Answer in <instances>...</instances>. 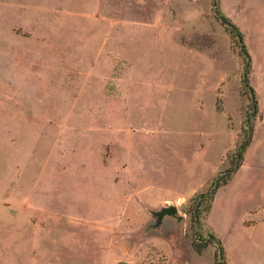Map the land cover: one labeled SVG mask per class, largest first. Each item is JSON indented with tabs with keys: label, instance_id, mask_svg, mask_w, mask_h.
Masks as SVG:
<instances>
[{
	"label": "rangeland",
	"instance_id": "rangeland-1",
	"mask_svg": "<svg viewBox=\"0 0 264 264\" xmlns=\"http://www.w3.org/2000/svg\"><path fill=\"white\" fill-rule=\"evenodd\" d=\"M219 2L248 75L212 0H0V264H264V0Z\"/></svg>",
	"mask_w": 264,
	"mask_h": 264
},
{
	"label": "trees",
	"instance_id": "trees-1",
	"mask_svg": "<svg viewBox=\"0 0 264 264\" xmlns=\"http://www.w3.org/2000/svg\"><path fill=\"white\" fill-rule=\"evenodd\" d=\"M212 4H213V6L216 9L215 13L217 15V18L221 21V23L224 26H226V28L230 32L232 38L238 39L241 42L243 54H244L245 58L248 60V64H247L248 65V70L246 72V75H248L250 73V70H251V56H250V53H249V51L247 49L246 43L244 41V36H243L242 31L240 30L239 26L232 21L231 18H229L227 15L224 14V12L222 11V9L220 7L219 0H212ZM247 86L249 87V89H250V91L252 93V96H253L254 113L256 114L258 112V102H257L255 90L250 85V82H249L248 79H247ZM252 131H253V129L251 127L250 130L246 132V139L243 140V142L239 146L238 154H237V157L239 159H241L243 157L246 149L249 147V145L251 143ZM235 169H236V163L233 162L232 168L229 169L228 172H227L229 174V176L234 172ZM226 181L227 180H225L224 178L223 179L222 178L221 179L217 178L216 181L213 182L212 188L208 192V195L210 197H212L213 194L215 193L216 189L218 188V186L221 183H225ZM199 214H200V212H199ZM193 246L198 252H202V250L207 246V243L206 242L194 243ZM216 264H227L225 262V253H224L223 248H220L219 255H217V258H216Z\"/></svg>",
	"mask_w": 264,
	"mask_h": 264
},
{
	"label": "water",
	"instance_id": "water-1",
	"mask_svg": "<svg viewBox=\"0 0 264 264\" xmlns=\"http://www.w3.org/2000/svg\"><path fill=\"white\" fill-rule=\"evenodd\" d=\"M177 214V208L175 206H169L166 208H163L160 212L157 213L158 216V223L161 224L164 217L169 216H175ZM119 264H130L128 262H120Z\"/></svg>",
	"mask_w": 264,
	"mask_h": 264
}]
</instances>
